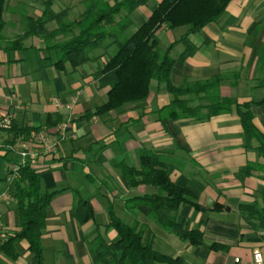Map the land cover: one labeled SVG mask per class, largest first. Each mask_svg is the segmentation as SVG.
I'll use <instances>...</instances> for the list:
<instances>
[{"label": "crops", "instance_id": "0c3cea01", "mask_svg": "<svg viewBox=\"0 0 264 264\" xmlns=\"http://www.w3.org/2000/svg\"><path fill=\"white\" fill-rule=\"evenodd\" d=\"M42 1H5L2 19L7 40L22 34L26 18L41 16ZM82 1L55 0L53 10L71 8L69 18L73 14L74 20L83 11ZM146 7L131 14L134 26L150 16ZM169 31L174 30L162 26L158 40V34ZM196 36L197 43L195 36L191 40L198 50L185 62H176L171 83L179 86L185 80L222 76L219 96L238 104L253 102V125L264 135V0H231L224 16ZM24 48L8 53L0 45V120L46 130L53 138L60 136L57 127L66 124L55 153H44L39 146L31 148L42 191L59 192L49 205L41 235L45 264H93L89 243L96 232L109 242L117 239L113 230L104 228L109 223V209L126 225L142 227L144 243L151 241L155 251L180 258L182 264H253L255 250L261 252L264 263V230L252 229L247 219L249 212L262 206L264 174L257 169L243 173L248 165L260 166L264 161L256 141L247 146L236 107L205 121H161L158 111L172 96L164 85L153 82L145 102L83 119L107 100L108 88L99 89L95 77L104 59L59 70L47 65L46 54L38 51L42 48L38 39L26 40ZM182 50L179 46L174 54ZM109 51L113 54L115 49ZM98 55L100 52L90 54L91 58ZM194 102L208 104L194 99L190 106H196ZM54 121L59 122L57 127L46 128ZM5 136L0 134V141ZM145 151L161 157L171 170L172 182L199 194L198 203L206 211L183 205L177 219L187 230L202 232L203 246H192L162 230L149 218L147 207L127 206L129 200L157 191L145 185L131 189L124 177L126 168L140 167ZM10 153H1L6 173L0 178V192L8 194V200L0 201V232L6 235L19 225L13 186L6 179L9 164L17 161L9 158ZM81 200L88 201L93 210V218L85 223L74 215ZM216 204L220 211H213ZM3 241L0 238V245ZM212 244L217 250L208 248ZM15 251V257L0 253V264H30L25 241L15 244Z\"/></svg>", "mask_w": 264, "mask_h": 264}, {"label": "trees", "instance_id": "16d2710c", "mask_svg": "<svg viewBox=\"0 0 264 264\" xmlns=\"http://www.w3.org/2000/svg\"><path fill=\"white\" fill-rule=\"evenodd\" d=\"M6 0H0V45L5 52L24 50V42L38 39L45 53L48 66L64 70L66 65L76 69L101 57L103 64L97 69L95 77L98 88H108L107 100L93 113H86L83 119L117 111L124 106L140 104L147 100L151 83L164 85L172 100L158 111L161 121L181 120L205 121L211 117L229 113L236 107L242 132L247 146L256 141L258 154L264 161V135L253 125L251 107L253 102L238 104L218 94L222 76L209 80L188 82L175 86L170 74L176 62L183 63L193 56L198 47L191 37L201 35L203 29L217 23L225 14L231 0H161L150 10V16L135 31L127 36V31L134 26L131 19L138 8L146 6L151 0H83V11L74 20H68L71 8L60 12L53 10L55 0H43L42 13L37 19L26 18L22 34L12 40L4 37L5 23L2 19ZM50 25L54 27L49 29ZM162 26L169 30L186 27V32L178 40L168 44L165 49L159 46L157 32ZM183 48L176 59L173 58L177 47ZM115 49L110 54V49ZM100 52L91 58L90 54ZM206 100V106H190L192 100ZM59 122L46 124V128L57 127ZM32 131L18 127L15 122L0 120V134H5L0 152L9 151L19 140L26 139ZM10 152V151H9ZM35 161L29 160L17 173L11 183L12 197L18 212V230L6 235L0 245V253L15 257V244L25 241L31 255L30 264H45L41 235L45 227L47 210L54 196L59 192H43L41 174L35 169ZM257 169L264 174L263 165H248L244 174ZM161 157L152 151H145L140 159V167L126 168L124 177L129 188L145 185L157 191L151 195L135 197L127 206L136 208L145 206L149 218L162 230L169 232L181 241L192 246H203V234L198 229L187 230L177 219L179 208L189 206L196 211H206L199 203V194L186 186H179L170 180V172ZM264 181V177H263ZM262 206L249 212L247 219L255 230H264V187L260 193ZM217 204L213 211H220ZM80 223L93 218V210L88 201L78 202L74 212ZM105 230H113L117 239L109 242L96 232L89 243L93 264H182L180 258H170L155 251L152 242L143 241V230L138 224L128 226L119 220L109 209V223ZM217 250V245L208 246Z\"/></svg>", "mask_w": 264, "mask_h": 264}, {"label": "built area", "instance_id": "2783aa9c", "mask_svg": "<svg viewBox=\"0 0 264 264\" xmlns=\"http://www.w3.org/2000/svg\"><path fill=\"white\" fill-rule=\"evenodd\" d=\"M60 133L59 138L51 137L46 130L32 131L29 136L24 140H19L12 147H6L5 149L16 154L18 157L15 163H11L8 166L6 179L8 183H12L17 178V173L19 169L26 165V163L31 159L34 160L35 157L31 152L32 147H40L43 149L44 153L52 154L57 151V146L59 142L63 139L64 133L66 131V124H62L57 127ZM2 141H0L1 146ZM8 194L0 192V201L7 202ZM1 218V215H0ZM0 238L2 240L6 239L5 232H0ZM253 264H264L262 260V255L259 250H255L252 254ZM238 262V260H235Z\"/></svg>", "mask_w": 264, "mask_h": 264}, {"label": "rangeland", "instance_id": "374dc122", "mask_svg": "<svg viewBox=\"0 0 264 264\" xmlns=\"http://www.w3.org/2000/svg\"><path fill=\"white\" fill-rule=\"evenodd\" d=\"M155 0H151L149 3H147V9H150L155 5ZM73 17V14L70 16V18L68 20H71ZM137 24H135V26L131 27L128 31H127V36L131 35L135 29L137 28ZM167 31H168V28L166 27ZM186 30V27H180L178 29H175L174 31H169V33L166 34H158V37H159V41H160V48L161 49H165L167 47V45L174 41V40H177L181 35L182 33ZM13 37V36H12ZM194 40L195 42L197 43V40H198V37L195 36L194 37ZM97 52V51H96ZM177 53L173 55V58H176L177 57ZM198 103L197 102H194L193 105H197ZM1 153L0 152V178H2L4 176V174L6 173V169H5V163H4V160L1 158ZM9 158L11 159H18V157L16 156V154L14 153H10L9 155Z\"/></svg>", "mask_w": 264, "mask_h": 264}]
</instances>
